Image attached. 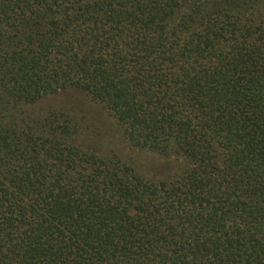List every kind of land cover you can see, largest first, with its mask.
<instances>
[{
	"label": "trees",
	"instance_id": "obj_1",
	"mask_svg": "<svg viewBox=\"0 0 264 264\" xmlns=\"http://www.w3.org/2000/svg\"><path fill=\"white\" fill-rule=\"evenodd\" d=\"M0 264H264V0H0Z\"/></svg>",
	"mask_w": 264,
	"mask_h": 264
},
{
	"label": "rangeland",
	"instance_id": "obj_2",
	"mask_svg": "<svg viewBox=\"0 0 264 264\" xmlns=\"http://www.w3.org/2000/svg\"><path fill=\"white\" fill-rule=\"evenodd\" d=\"M76 100L81 106H85V100L83 96L75 91V90H68L65 93H60L57 96L53 95L50 97L45 98L39 105H46L48 103H55L58 102L59 100ZM90 108V107H89ZM92 113L94 112L91 108L88 109ZM94 121L96 124H98L101 128V134H104L103 137L106 138L107 140L103 139L104 142L100 143L96 142L92 145H96V147L100 149H108V148H113L114 150H120L122 151L126 156L130 157L133 155V158L140 164L141 168L144 169L146 172H157L159 167H161V163L158 161L159 159L154 155L149 152H144V151H132L129 150L128 148L125 147L124 143L120 140V136L118 134V131L116 129V126L114 124V120L112 119L111 116L108 114L102 113L100 118L95 117L94 113ZM110 140V143L109 141Z\"/></svg>",
	"mask_w": 264,
	"mask_h": 264
}]
</instances>
